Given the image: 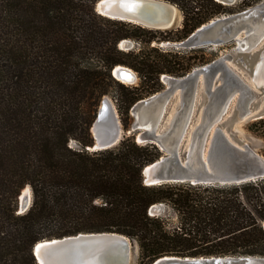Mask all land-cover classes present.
Masks as SVG:
<instances>
[{
  "label": "trees",
  "instance_id": "16d2710c",
  "mask_svg": "<svg viewBox=\"0 0 264 264\" xmlns=\"http://www.w3.org/2000/svg\"><path fill=\"white\" fill-rule=\"evenodd\" d=\"M96 1L0 0V264H36L35 242L99 231L136 242V264L162 255H264V177L144 184L142 167L162 154L156 144L124 134L112 147L85 148L93 142L97 106L113 85L127 129L131 105L163 87L161 74L183 75L215 55H198L203 47L189 49L187 57L155 46L123 49L122 39L182 40L201 23L260 0L237 6L169 0L183 13L176 38L98 14ZM117 64L133 68L139 83L116 80ZM249 128L264 136V117ZM26 185L31 205L18 213ZM160 202L164 210L150 214Z\"/></svg>",
  "mask_w": 264,
  "mask_h": 264
},
{
  "label": "water",
  "instance_id": "95a60500",
  "mask_svg": "<svg viewBox=\"0 0 264 264\" xmlns=\"http://www.w3.org/2000/svg\"><path fill=\"white\" fill-rule=\"evenodd\" d=\"M101 1L97 0L94 3V9L109 18L156 29L169 28L176 22L175 19L173 22L160 19L155 25H150L139 11L134 10V4H131L133 9L130 14L140 15L138 18L108 16L99 11ZM106 1L111 4L115 2V0ZM160 1L176 7L170 1ZM218 1L228 5L235 0ZM135 5L137 7V4ZM251 16L253 22L258 21V25H254L249 20ZM262 23H264V0L239 11L215 16L201 23L186 37L175 43L177 46L191 49L233 41L239 55L237 58L232 57V54L221 55L192 68L181 76L163 74L162 80L167 83L163 90L140 98L131 105L133 121L127 133L135 134L138 143L156 144L162 152L157 159L142 167L144 184L177 181L224 184L264 177V156L261 151L229 133L230 125L226 129L220 126L235 92H237L235 114L232 116L231 124L246 118L264 117V104L261 105L259 99L255 102L253 88L231 66L236 65L238 60L244 68L250 66L249 76L253 86L264 89V81H256V78L262 75L259 65L264 56V47L261 50L256 49L259 41L257 34L254 35L259 24ZM249 34L254 37L251 43L245 45L243 38ZM118 45L120 48L129 49L133 46V42L124 38ZM120 65H115L111 72L122 81L119 70L123 69L119 68ZM134 74L135 78L128 82L136 79L137 73ZM199 86L206 94V100L199 119L192 123L196 90ZM175 92L178 95V106L166 120V110ZM155 100L159 101V106L166 100L164 108L159 115L145 123L140 118L141 112ZM90 130L93 142L85 146L88 150L112 147L121 139L123 128L109 97L102 98ZM27 186L28 188H22L19 193L18 213L26 211L31 205L32 191L30 186ZM164 208L165 205L160 202L152 204L148 211L150 214L161 213ZM260 222L264 226V218ZM131 246L130 238L122 233L78 232L62 237L41 239L32 245L31 251L36 264H131ZM150 264H264V255H162Z\"/></svg>",
  "mask_w": 264,
  "mask_h": 264
},
{
  "label": "rangeland",
  "instance_id": "374dc122",
  "mask_svg": "<svg viewBox=\"0 0 264 264\" xmlns=\"http://www.w3.org/2000/svg\"><path fill=\"white\" fill-rule=\"evenodd\" d=\"M167 1H169V0H167ZM239 2H240V0H235L233 3L228 4V6H237L239 4ZM171 3H173V2H171ZM176 7H177L176 16H175L176 17V19H175L176 22L172 26H170L169 28H160L159 29L161 31L162 30L163 31L167 30L166 32L168 33V36L170 38H176L179 35V33L176 30L179 29L182 26V22H183V13H182L181 9L177 5H176ZM239 10H241V9H238L237 11H239ZM230 13H232V12H230ZM225 14H228V13H225ZM179 18H181V19L178 20ZM146 28H149V27H146ZM150 29H155L156 30V28H150ZM168 30H170V32ZM126 39H130L133 42V46L131 48H134L135 50H138V48H140V47H142V48L147 50V49H150L153 46H155V47L158 48V51H161V50H171L172 52L179 51V52H182L185 55V57H187L189 54H191L188 51L189 50L188 48H183V47L177 46L175 44V43L179 42L180 40H175V39H172V40H159V39H157V40H153L148 45H143L139 41L133 40L132 38H126ZM263 47H264V36H263V38H261V40H259V42H258V44L256 46V49H258V50L260 49L261 50ZM211 52L214 53L215 55H211ZM153 53H155V52H153ZM197 54L198 55L203 54L204 56H210L211 55V57H210L211 60L214 59V58H217V57H219L221 55H224V54H232V57H236V58L239 55V53L236 50L235 42H233V41L225 42V43L218 44V45L203 46L202 51L198 52ZM211 60H209V61H211ZM121 65H123V64H121ZM200 65H203V64H200ZM200 65H197V66H200ZM124 66H127V65H124ZM197 66H194V67H197ZM231 66H232L233 70H235V72H237V74H239V76H241V78L245 82L249 83L250 86L253 88L254 93H255L254 94L255 95L254 96L255 102L259 99L260 100V104L261 105L264 104V89L255 88L253 86V84H252V82L250 80V76H249L250 66H249V68H244L243 64L239 60H238V62H236V65H231ZM127 67L131 68L130 66H127ZM131 69L136 73V71L133 68H131ZM162 75L163 74H161V76H160V81L162 82L163 87L161 89H159L158 91L163 90L166 87V85H167V83L163 82ZM112 76L115 77L113 74H112ZM177 76H179V75H177ZM115 79L118 80L116 77H115ZM118 81H120L124 86L133 87V86H135V85H137L139 83V77L137 75L136 79L134 81L128 82V84L126 82L121 81V80H118ZM110 90H111L110 93L104 94L102 96V98L104 96L109 97L110 100H111V103L115 107L117 118H118V120H119V122L121 124V127L123 128V132H122L121 138L123 137L124 134L125 135L133 134V133H127V129L130 127L131 122L133 121V114L129 110V118H128L129 125H128V128L125 129L123 127V124H122L123 116L117 110L115 97H119V91H118L119 87L117 85H113L110 88ZM196 93H197L196 94V98H195L196 105L193 106V108H194V116H193L192 123H194L195 121H197L199 119L203 104H204V102L206 100V94L202 91L200 86H199V88H197ZM236 94H237V92H235L233 94V98L231 99L230 104H229V106L227 108V111L224 114V117H223L224 121L220 123V126L224 127L226 129V127L228 125H230L229 128H228L229 133H231L234 137H237V138L241 139L242 141H245V142L249 143L250 145L255 147L257 150L261 151V149L264 148V136L259 134V133H257V132H254L253 130H251L249 128L251 123L254 120H257L259 118H253V117L252 118H246L245 120L236 121V122H233V124H231L232 123V119H233L232 116H233V114H235L234 104H235V96H236ZM148 95H150V94H148ZM148 95H146V96H148ZM146 96H144V97H146ZM102 98H101V100H100V102H99V104L97 106V110L99 108V105L101 104ZM176 106H178V95H177V92H175V95H173V97L170 99V102L168 104V107H167V110H166L167 111L166 120L173 113V111H175ZM96 113H97V111H96ZM166 120L163 122V124L166 122ZM134 137H135V134H134ZM17 206H18V204H17ZM130 252H131V260H132L131 264H136L138 262V259H139V247H138V244L136 242L135 243L132 242V246H131V251Z\"/></svg>",
  "mask_w": 264,
  "mask_h": 264
},
{
  "label": "bare ground",
  "instance_id": "6f19581e",
  "mask_svg": "<svg viewBox=\"0 0 264 264\" xmlns=\"http://www.w3.org/2000/svg\"><path fill=\"white\" fill-rule=\"evenodd\" d=\"M133 5L134 10L139 11L140 14H142L144 17V19H146L148 21V23L150 25H155L157 23V21H159L160 19H164V20H168V21H174L175 16H176V7L165 3V2H161L160 0H115V2L113 4H111L109 1L106 0H102L99 3V11L102 12L105 15L108 16H112V17H136L138 18L140 15L136 14V15H132L131 13V9ZM137 4V7L136 5ZM172 18L169 20V18ZM143 19V18H142ZM249 20H251V22L254 25H258V21L253 22V16H251L249 18ZM151 21V22H149ZM171 22V24H172ZM264 28V23H262L261 25L259 24L257 30L254 32V35L257 34V39L258 41L261 40V38H263L264 36V30H262ZM262 30V31H259ZM253 34V33H252ZM251 35V34H249ZM246 35L243 39L245 40V45H248L249 43H251L252 38L254 37V35ZM264 53V50H263ZM121 69L123 70H119V76L122 79L123 82H126L128 84V81L132 78H135V74L134 72L131 70V68L127 67V66H122L120 65ZM259 68L261 69V73L262 75H259L256 78V81H264V56L263 59L261 60V63L259 65ZM117 71V69H116ZM115 71V72H116ZM118 75V74H117ZM166 103V100L164 101V103L159 106V101L155 100L153 102H151L147 107H145L140 115V118L145 122L148 123L153 117H156L157 115L160 114L161 110H163L164 108V104ZM25 188H28V186H25Z\"/></svg>",
  "mask_w": 264,
  "mask_h": 264
},
{
  "label": "built area",
  "instance_id": "2783aa9c",
  "mask_svg": "<svg viewBox=\"0 0 264 264\" xmlns=\"http://www.w3.org/2000/svg\"><path fill=\"white\" fill-rule=\"evenodd\" d=\"M70 143H71V145H75V142H74L73 140H71V142H70Z\"/></svg>",
  "mask_w": 264,
  "mask_h": 264
},
{
  "label": "flooded vegetation",
  "instance_id": "af4514ba",
  "mask_svg": "<svg viewBox=\"0 0 264 264\" xmlns=\"http://www.w3.org/2000/svg\"><path fill=\"white\" fill-rule=\"evenodd\" d=\"M175 19H176V17H175ZM181 18H179L178 20H180Z\"/></svg>",
  "mask_w": 264,
  "mask_h": 264
}]
</instances>
